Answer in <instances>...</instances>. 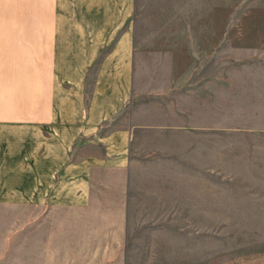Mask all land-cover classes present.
Listing matches in <instances>:
<instances>
[{"label":"crops","instance_id":"obj_1","mask_svg":"<svg viewBox=\"0 0 264 264\" xmlns=\"http://www.w3.org/2000/svg\"><path fill=\"white\" fill-rule=\"evenodd\" d=\"M233 2L0 0V263L171 264L217 215L249 132Z\"/></svg>","mask_w":264,"mask_h":264},{"label":"rangeland","instance_id":"obj_2","mask_svg":"<svg viewBox=\"0 0 264 264\" xmlns=\"http://www.w3.org/2000/svg\"><path fill=\"white\" fill-rule=\"evenodd\" d=\"M233 1V23L218 24L219 30L227 26L250 47L221 54L218 62L245 66L223 73L249 79L248 100L227 102L233 124L249 132L233 138L234 178L225 183L231 190H219L217 215L185 216V243L171 246V264H264V0ZM241 152L247 161L236 159ZM9 257L0 264H17Z\"/></svg>","mask_w":264,"mask_h":264}]
</instances>
